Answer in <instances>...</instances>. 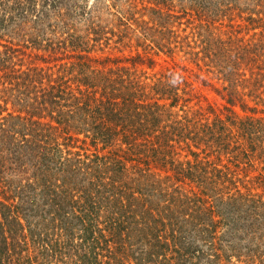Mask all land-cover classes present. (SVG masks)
I'll list each match as a JSON object with an SVG mask.
<instances>
[{"label":"trees","instance_id":"obj_1","mask_svg":"<svg viewBox=\"0 0 264 264\" xmlns=\"http://www.w3.org/2000/svg\"><path fill=\"white\" fill-rule=\"evenodd\" d=\"M76 7L0 0V264H264V0Z\"/></svg>","mask_w":264,"mask_h":264},{"label":"rangeland","instance_id":"obj_2","mask_svg":"<svg viewBox=\"0 0 264 264\" xmlns=\"http://www.w3.org/2000/svg\"><path fill=\"white\" fill-rule=\"evenodd\" d=\"M70 2H72V3H76L77 4V7H76V12H77V14H75V18H74V21L75 22H80L81 24H83V23H86L87 22V17H88V15H89V12H90V10H91V8L92 7H90V6H92V5H94V3L97 1V0H69ZM103 1H105V5L108 3V2H111L112 0H103ZM113 1H116V0H113ZM41 2V1H40ZM40 4L38 3V6H39ZM82 10H85V11H87V13L86 14H80V11H82ZM101 16H102V19L104 20V21H108V20H111V18H112V15H111V13H108L107 12V10H103L102 12H101ZM187 24V23H186ZM223 24H226V21H224V22H222V23H219V22H216V26L217 27H220L221 25V27L222 28H226V29H228V28H230L227 24H226V26L225 25H223ZM189 29V28H188ZM108 48H105L104 50L106 51ZM117 51V48H115V49H111V48H109L107 51ZM203 88V90H204V92H206V93H208V96L210 97V99L211 100H215V99H217L218 97L214 94V92L209 88V87H202ZM217 100H219V99H217ZM193 262H197L196 261V257H194L193 258Z\"/></svg>","mask_w":264,"mask_h":264}]
</instances>
